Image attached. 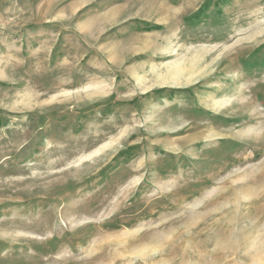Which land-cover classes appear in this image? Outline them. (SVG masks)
<instances>
[{"label": "rangeland", "instance_id": "1", "mask_svg": "<svg viewBox=\"0 0 264 264\" xmlns=\"http://www.w3.org/2000/svg\"><path fill=\"white\" fill-rule=\"evenodd\" d=\"M0 264H264V0H1Z\"/></svg>", "mask_w": 264, "mask_h": 264}, {"label": "trees", "instance_id": "2", "mask_svg": "<svg viewBox=\"0 0 264 264\" xmlns=\"http://www.w3.org/2000/svg\"><path fill=\"white\" fill-rule=\"evenodd\" d=\"M207 8H208V4L207 3H204V5L202 6V8L198 11V14L203 13ZM198 14L197 15H193L192 18H196L198 16ZM188 21H189V19H188Z\"/></svg>", "mask_w": 264, "mask_h": 264}, {"label": "built area", "instance_id": "3", "mask_svg": "<svg viewBox=\"0 0 264 264\" xmlns=\"http://www.w3.org/2000/svg\"><path fill=\"white\" fill-rule=\"evenodd\" d=\"M1 1V0H0Z\"/></svg>", "mask_w": 264, "mask_h": 264}]
</instances>
